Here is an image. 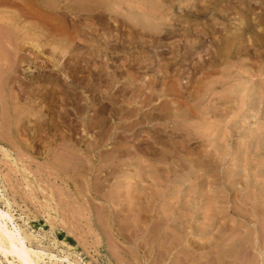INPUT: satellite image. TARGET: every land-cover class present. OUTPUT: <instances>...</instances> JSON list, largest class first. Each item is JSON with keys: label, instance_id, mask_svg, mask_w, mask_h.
<instances>
[{"label": "rangeland", "instance_id": "1", "mask_svg": "<svg viewBox=\"0 0 264 264\" xmlns=\"http://www.w3.org/2000/svg\"><path fill=\"white\" fill-rule=\"evenodd\" d=\"M263 86L264 0H0L2 221L39 264H264Z\"/></svg>", "mask_w": 264, "mask_h": 264}, {"label": "bare ground", "instance_id": "2", "mask_svg": "<svg viewBox=\"0 0 264 264\" xmlns=\"http://www.w3.org/2000/svg\"><path fill=\"white\" fill-rule=\"evenodd\" d=\"M264 87V86H263ZM257 87H255L256 89ZM260 88V87H259ZM264 89V88H263ZM259 90V89H258ZM262 90V89H261ZM262 94V92H261ZM263 96V95H262ZM261 97V96H260ZM259 99V98H258ZM262 99V98H261ZM260 100V99H259ZM258 100V101H259ZM264 101V99H262ZM261 100V102H262ZM259 104V103H258ZM257 104V105H258ZM249 105V104H248ZM246 107V106H244ZM258 108V107H257ZM256 108V109H257ZM240 109H242L240 107ZM248 109V108H247ZM262 110V109H261ZM248 111V110H246ZM255 111V110H254ZM257 111V110H256ZM259 111V110H258ZM245 113V112H244ZM253 113V112H252ZM263 113V112H262ZM248 117H250L249 115H247ZM256 117V116H255ZM264 125V124H263ZM262 126V125H261ZM264 127V126H263ZM262 128V127H260ZM264 130V129H263ZM261 130V131H263ZM260 131V130H259ZM262 134L264 133L261 132ZM260 133V134H261ZM264 136V134H263ZM259 138V136L257 137V139ZM264 139V138H263ZM262 141V140H261ZM259 142V141H258ZM264 142V141H263ZM262 144V143H261ZM263 146V145H262ZM257 151V150H256ZM264 165V164H262ZM206 171V170H205ZM261 171V170H260ZM193 172V171H192ZM257 183V182H255ZM264 183V182H263ZM258 184V183H257ZM262 184V183H261ZM261 186V185H260ZM259 186V187H260ZM262 188V186H261ZM258 189V188H257ZM260 189V188H259ZM263 190V189H262ZM261 191V190H260ZM258 192V191H257ZM260 197V196H259ZM261 198V197H260ZM259 200V199H258ZM261 205V204H260ZM259 206V205H258ZM260 209V208H259ZM212 210V209H211ZM261 211V209H260ZM264 211V210H263ZM261 213V212H260ZM213 214V212H212ZM4 217V215L1 213L0 211V250H4L3 251V255H10L12 256L11 258H13L14 260L17 259V261H19V264H39L38 261L35 262L38 257L37 255L39 254L38 252L31 250L30 248H28L26 246L25 240L20 236V234L12 229H10L6 223H4L2 221V218ZM260 217V215H259ZM172 218V217H171ZM170 218V219H171ZM178 218V217H176ZM261 218V217H260ZM168 219V218H167ZM259 219V218H258ZM264 219V218H263ZM263 221V220H262ZM169 223V222H168ZM258 239V238H257ZM7 244V246H6ZM1 253V252H0ZM36 255V258L34 260L33 255ZM40 255V254H39ZM47 255V254H46ZM5 256V255H4ZM43 256V255H42ZM40 257V256H39ZM7 258V257H6ZM12 259V260H13ZM39 260V259H38ZM41 260V259H40ZM39 260V261H40Z\"/></svg>", "mask_w": 264, "mask_h": 264}]
</instances>
